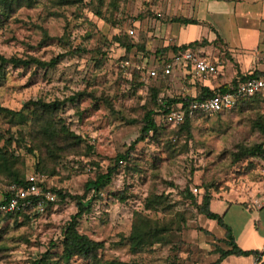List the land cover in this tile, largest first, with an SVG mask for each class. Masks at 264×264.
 I'll return each mask as SVG.
<instances>
[{
    "label": "rangeland",
    "instance_id": "rangeland-1",
    "mask_svg": "<svg viewBox=\"0 0 264 264\" xmlns=\"http://www.w3.org/2000/svg\"><path fill=\"white\" fill-rule=\"evenodd\" d=\"M196 4L29 0L8 17L0 11V55L41 61L62 55L53 67L0 66V200L16 178L36 172L45 175L50 188L83 195L88 180L127 152L145 112L155 110L159 94L170 88L148 76L153 56H166L161 47L149 48V34L155 24L186 16ZM115 36L142 49L126 52ZM35 99L65 103L52 115L24 109L21 119L2 110L18 111ZM156 124L158 132L150 131L129 150L128 160L77 220L78 232L103 244L95 258L63 260L61 233L76 207L73 199L58 197L27 218L0 217V264H32L46 251V264H205L203 242L195 237L200 228L196 205L204 192L237 201L264 181V162L245 154L264 142L259 127L264 126V104L198 117L189 133L176 134L158 118ZM59 127L68 128L71 136L46 131ZM149 197L158 205L146 210ZM136 213L168 228L161 243L131 249L127 237ZM208 220L203 217L201 224L209 228Z\"/></svg>",
    "mask_w": 264,
    "mask_h": 264
},
{
    "label": "crops",
    "instance_id": "crops-1",
    "mask_svg": "<svg viewBox=\"0 0 264 264\" xmlns=\"http://www.w3.org/2000/svg\"><path fill=\"white\" fill-rule=\"evenodd\" d=\"M196 3L194 10L192 8L189 14L181 17L196 19L197 24H155L149 34L153 38L149 48L161 47L170 57L174 53L171 47L204 38L207 44L203 50L218 60V72L212 77L200 78L184 74L180 67H175L168 77L155 79L170 87L166 94L162 92L158 96L166 102L173 100L171 103H176L182 96L195 98L200 88L219 90L222 85H230L233 79L239 81L240 76L247 78L254 72L264 73V0H196ZM161 59L162 56H153L151 67ZM257 196L264 197V181L253 184L237 201L224 196H211L210 199V209L222 217L230 227L236 245L244 251L259 250L264 243V205L260 208L252 206V200ZM203 217L200 214V228L208 233L198 229L195 237L203 242L205 264H213L219 258L216 246L229 247L223 242L225 230L212 219L207 221L209 228L204 227L201 224ZM252 259V255H229L219 264H252Z\"/></svg>",
    "mask_w": 264,
    "mask_h": 264
},
{
    "label": "trees",
    "instance_id": "trees-1",
    "mask_svg": "<svg viewBox=\"0 0 264 264\" xmlns=\"http://www.w3.org/2000/svg\"><path fill=\"white\" fill-rule=\"evenodd\" d=\"M61 1L65 2L67 0H61ZM68 1L76 2L79 0H68ZM24 5H29V0H0V11H1V14H4L5 17H8L10 16V13H12V11ZM170 21L179 22L183 24H197L198 23L196 19L181 17V16L171 18ZM114 40L121 47H123L126 52H130L134 48L137 50L142 49L141 45L124 40V38L120 36H115ZM206 44H207V41L203 38L200 41H192L187 44H183L182 46H179L177 48L171 47V49L175 53L178 50H182L188 47L195 48V49L203 48L205 47ZM61 57L62 55H57L55 57H52L48 61H41L36 58H28V59H21V58H16V57L6 58L0 55V66L10 63L14 66H19V65L26 66L30 64H35L36 66H39V67H53L58 63ZM168 59H169L168 56L163 55L159 63L160 64L164 63ZM251 76L264 78V73L254 72ZM239 78H240L239 79L240 81L246 79L245 77H241V76ZM236 83H237L236 79H233L231 82L232 85H235ZM230 85L229 84L222 85L219 88V90H209L206 88H200V91L195 98L204 99V98L210 97L217 92L225 91ZM155 93H157V90L153 89V95H155ZM70 99L73 101H76L78 100V96L71 97ZM172 101L173 100H168L167 103H171ZM254 102L264 104V95L255 94L250 97L241 99L234 108H236L237 106L245 105V104L249 105ZM64 103L65 102L62 100L61 101L53 100L50 102H46V101H43L42 99H35V100H30L26 102L23 105V107L18 111L8 110L6 108H2V110L6 112L7 114H9L10 116H16L18 119H21L20 115L22 114V111L24 109L32 108V112L35 114V116L43 115V114L52 115V114L57 113L60 110V108L64 105ZM159 109H160V105L158 104V101H157L155 110H149L145 112V115L143 118L144 123L140 128L139 135L130 143L129 150H132L134 145L137 144L138 142L143 141L150 131H152L154 134L158 132V125L154 121L153 115L159 114ZM230 110H227V111H230ZM201 116H210V115L197 113L193 116H186L184 119V122L178 127L174 128L176 129L174 130V133L176 134L183 133V132L189 133L191 122L194 119L201 117ZM259 127L264 134V126L260 125ZM46 131L48 133H51L54 136L59 135V134H63L68 137L71 136L69 129L66 127H59V128H52V129L47 128ZM1 139H2V135L0 134V140ZM129 150L123 154H118L117 156H115L113 165L107 166L105 171H99L96 174L94 179L88 180L85 183V189H84L83 195L71 196L68 193L61 192V190H55L51 188V190L57 195V198L59 197L60 200H64L67 197H69L75 201L76 212L71 216L70 220L67 222L65 228L63 229L61 233V256L63 260H65L66 262H69L74 257L95 258L98 249L102 248L103 246L102 242L92 240L87 235L78 232L76 228L77 220L82 215L90 211L91 199H94V197H98L99 192L111 182L113 176L116 174L117 167L121 165V163L119 162L120 161L126 162L128 160V157H129L128 153L130 152ZM1 151H2V147H0V153ZM245 154L247 156L257 157L262 162H264V142L262 144H257L247 149L245 151ZM36 174L43 175V173H39V172H36ZM25 180L26 178L24 179L16 178L15 185H24L26 183ZM89 191H93V194L90 198L84 201V197ZM184 192L187 193L186 197L188 199L195 201V198L189 192H187V190H184ZM10 195H11V192L9 190L8 192H6L4 198L0 200V203L3 202L5 199H8ZM210 199H211L210 194L206 192L201 194L200 200L196 205L197 210H198L197 212L199 214L204 215L208 219L217 221V223L225 230V239L223 240V242L229 247V249H222L216 246L215 251L219 253V258L213 264H219L222 259H224L225 257L229 255L241 256V255L261 254L258 250L244 251L236 245L233 235L231 233L230 227L227 226L223 222V219L219 214L213 212L210 209ZM144 205H145L146 210H151L155 208L158 204H156L149 197L146 199ZM18 216H23L27 218L29 215L27 212H23V211H14L12 213H5V214L0 213V217L4 219H9V218L18 217ZM167 230H168L167 227L160 226L155 220L151 219L150 217L146 215H142L141 213H136L133 217L131 230L127 238L130 242L131 249L134 252H138L141 248L145 246H149L154 243H161L164 240V236ZM199 230L204 231V233H208V231L203 230L201 228H199ZM48 254H49V251L44 252L42 256L39 259L34 260L32 264H46V257ZM262 255H264V253ZM169 264H178V263L171 262ZM260 264H264V259L260 262Z\"/></svg>",
    "mask_w": 264,
    "mask_h": 264
},
{
    "label": "built area",
    "instance_id": "built-area-1",
    "mask_svg": "<svg viewBox=\"0 0 264 264\" xmlns=\"http://www.w3.org/2000/svg\"><path fill=\"white\" fill-rule=\"evenodd\" d=\"M133 34V30L129 31ZM175 67H180L184 74L198 76L200 78L212 77L217 74L219 62L217 59L207 55L203 48H185L173 53L164 63L154 64L148 70V76L154 80L158 77L166 78L171 75ZM255 94L264 95V78L247 77L230 85L225 91L217 92L204 99L191 97H180L176 103H167L161 97L157 99L160 105L159 114L154 121L163 122L164 125L176 128L184 122L186 116H193L197 113L206 115L218 114L234 108L244 98ZM119 163L124 164L123 161ZM24 185H13L10 188L11 195L0 203V213H12L14 211L43 212L46 206L57 200V195L50 187L45 185V177L36 173L26 176ZM195 192L196 188L193 189ZM264 197L254 198L252 206L260 208L264 205ZM261 254L252 255V264H260L264 259V243L258 250Z\"/></svg>",
    "mask_w": 264,
    "mask_h": 264
}]
</instances>
